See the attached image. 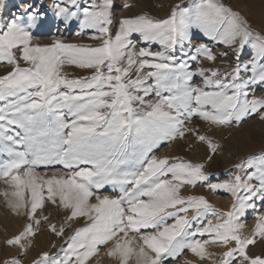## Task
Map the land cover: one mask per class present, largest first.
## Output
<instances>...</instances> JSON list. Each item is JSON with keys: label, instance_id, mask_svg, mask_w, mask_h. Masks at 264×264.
<instances>
[{"label": "snow or ice", "instance_id": "snow-or-ice-1", "mask_svg": "<svg viewBox=\"0 0 264 264\" xmlns=\"http://www.w3.org/2000/svg\"><path fill=\"white\" fill-rule=\"evenodd\" d=\"M9 2L0 0V196L30 222L7 244L26 255L22 241L45 222L63 244L34 264H90L102 249L114 264H264L249 254L264 243V156L235 163L224 181L207 170L222 148L208 132L264 121V95H255L264 32L224 0L175 5L165 18H117L115 0H25L14 12ZM52 22H78L75 35L90 43H41ZM197 33L207 42L194 43ZM218 47L234 56L230 71L216 66L230 54ZM176 143L209 155H158ZM197 186L229 194L231 208L182 194ZM46 205L65 213L59 228ZM250 212L256 224L244 236Z\"/></svg>", "mask_w": 264, "mask_h": 264}, {"label": "rangeland", "instance_id": "rangeland-1", "mask_svg": "<svg viewBox=\"0 0 264 264\" xmlns=\"http://www.w3.org/2000/svg\"><path fill=\"white\" fill-rule=\"evenodd\" d=\"M24 2L25 0H10L9 12L17 11L23 5ZM33 2H35V0H33ZM39 2L41 4H45L50 2V0H39ZM80 2L81 4L86 5L90 2V0H80ZM96 2H98V0H96ZM127 2H130L134 5L133 10L131 8V11L130 9H128L127 11V9L122 8V5L125 3L124 0H115L116 10L114 14L117 18H122L125 16L137 15L142 13H148L149 15L155 18H165L168 16L170 9L173 6L181 5L183 7L192 9L199 2V0H136V1L133 0ZM224 3L228 4L234 10L239 11L242 15L247 17L248 20L252 23L253 28L256 29L258 32H264V0H224ZM78 30H79L78 22H73L71 27L68 29H65L62 26L57 25L55 22H52L50 24V32L47 34L40 35L38 39L41 43H45V44L50 43L51 40L57 37L63 38L66 41L73 43H90L89 40L81 39L79 36L75 35V33ZM196 36L197 38L194 41V43L207 42L205 38L201 36L199 33H197ZM140 46L143 45L142 43L138 42L137 47ZM152 47L153 50H159L158 45H153ZM216 51L230 52L229 49L219 48V47L216 48ZM251 51H252L251 49L246 50L245 55L242 57L244 61H247L250 58ZM234 63H235V58L230 52L229 56L226 59L218 60L216 66L221 71H230ZM64 70L68 72L70 75H74V76H79L83 74L79 70H76L70 66H66ZM6 71L7 69H5L3 66H0V74H4ZM198 82L199 81H197V83ZM255 95L256 96L264 95V87L257 86ZM197 123L200 125L202 132L207 131L206 126L202 122H197ZM208 134L211 135L213 139L222 146V148L220 149L219 153L213 157V159L211 160L212 162L210 161L207 163V170L214 177H218L221 181L230 179L229 173L232 171L233 165L235 163L250 157L264 156V121H261L259 119H250L247 123L243 124L241 127H233L226 129L217 128L213 131L208 132ZM241 136L243 137V139ZM236 139L239 141H236ZM158 155L161 156L182 155L187 160H190L193 163H202L206 161L207 156L209 155V151L206 148V146L201 144H197L191 151H189L187 146L182 145L180 143H176V144H172L171 146H164L163 150L158 152ZM6 187H7L6 185L0 184V191H3L4 188ZM106 194L111 195L112 193L108 192ZM182 194L188 196L204 195L220 211H228L231 208V204H232V199L229 194L223 192L212 193L208 191L206 188L199 186H197L195 189H184L182 190ZM62 212L63 210L57 209L54 206L46 205V208L44 210V215H48L51 223L56 224L57 228H59L61 224L64 223V215L62 214ZM15 219L20 224L18 228L15 229L14 232L13 231L11 232L7 228V225L9 227L8 222H11ZM0 220H1L0 243H2L0 244L2 245L0 246L1 247L0 264H7V262H11L12 260L15 259H20L21 264H34L35 261L41 258L43 253L47 252L44 251L41 245H39L40 248L38 247V244H40L39 237L41 234H43L44 236L46 235L47 236L46 243L50 246H53V251L49 253L50 256H55L59 253L60 248L63 244V240L55 236V234L49 230V226L45 222H42L40 229L39 231H37L35 237H30L28 240L22 241V243H24L26 246H28L30 243V247H28V251L26 255L25 252L20 247L18 246L13 247L7 244L8 240L22 233L30 221L28 217L25 215L15 214L7 206L3 196H0ZM255 224H256V213L250 212L246 217L245 228L242 234L244 236L252 235L255 228ZM79 226L82 225L79 223L74 224L72 230L68 231L66 235H71L72 232L75 230V228ZM52 238L55 240V241L53 240L54 242V243L52 242L53 244L50 242V239ZM55 245L56 248H54ZM209 251L214 253H220L223 251V249L210 246ZM249 254L253 256L264 255V243H260L257 246L250 247ZM185 258L189 260L194 259L191 253L187 251L185 253ZM90 264H114V260L111 257L107 256L106 251L102 249L97 256L93 257L90 260Z\"/></svg>", "mask_w": 264, "mask_h": 264}, {"label": "bare ground", "instance_id": "bare-ground-1", "mask_svg": "<svg viewBox=\"0 0 264 264\" xmlns=\"http://www.w3.org/2000/svg\"><path fill=\"white\" fill-rule=\"evenodd\" d=\"M125 2H127V1H133V0H124ZM136 1V0H135ZM148 3V2H147ZM244 9V8H243ZM132 10H133V8H132ZM126 11V10H125ZM127 11H128V9H127ZM126 11V12H127ZM130 11H131V9H130ZM129 11V12H130ZM243 11V10H242ZM127 14V13H126ZM121 15H122V12H121ZM124 16V15H123ZM120 17H122V16H120ZM231 63V62H230ZM226 66V65H225ZM227 67V66H226ZM224 70V69H223ZM258 128V127H257ZM263 129V128H262ZM239 131H240V129H239ZM238 131V132H239ZM249 131V130H248ZM258 131V130H257ZM224 132V131H223ZM251 132V131H250ZM258 133V132H257ZM225 134V133H224ZM241 134H242V132H241ZM249 134V133H248ZM252 134V133H251ZM223 135V134H222ZM221 136V135H220ZM232 136V135H231ZM238 137V136H237ZM242 137V136H241ZM255 138V137H254ZM233 139H234V137H233ZM242 139H243V137H242ZM231 140V139H230ZM253 140V139H252ZM232 141V140H231ZM236 141H239V140H237L236 139ZM258 142V141H257ZM241 144V143H240ZM236 145V144H235ZM254 145V144H253ZM256 145V144H255ZM233 146V145H232ZM258 146V145H257ZM202 147V146H201ZM252 147V146H251ZM237 148V147H236ZM232 149H233V147H232ZM251 150V149H250ZM254 150V149H253ZM202 151H204V150H202ZM238 151V150H237ZM247 151V150H246ZM251 152V151H250ZM199 153V152H198ZM200 154H202V153H200ZM205 154H206V152H205ZM187 155V154H186ZM199 155V154H198ZM200 156V155H199ZM206 156V155H205ZM198 158H200V157H198ZM205 159V158H204ZM217 160V159H216ZM204 161V160H203ZM212 162V161H211ZM212 164V163H211ZM214 164V163H213ZM62 214L63 215H65V213L64 212H62ZM0 222H1V220H0ZM18 221L15 219V220H13V221H11V222H8L9 223V227H8V225H7V228L12 232H14L15 231V229H17L18 228V226H19V222L17 223ZM22 225V224H21ZM2 234H3V232H2ZM46 236V235H45ZM43 234H41L40 235V237H39V241H40V244H38V247H39V245H41V247L44 249V251H47L48 253H50V252H52L53 251V246H50V245H48L46 242H47V236L45 237ZM53 238L52 239H50V242L52 243L53 242ZM57 240V239H56ZM55 241V240H54ZM58 242V241H57ZM54 243V242H53ZM52 243V244H53ZM56 243V242H55ZM0 244H2V243H0ZM50 244V243H49ZM57 245V244H56ZM56 245H55V247L54 248H56ZM0 246H2V245H0ZM3 247H5V246H3ZM2 247V248H3ZM1 248V247H0ZM40 248V247H39ZM5 251V250H4ZM38 251V250H37ZM39 253V252H38Z\"/></svg>", "mask_w": 264, "mask_h": 264}]
</instances>
